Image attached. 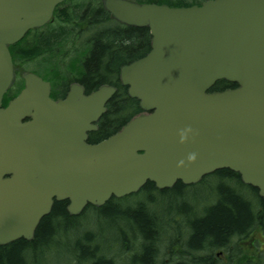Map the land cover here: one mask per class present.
<instances>
[{
	"label": "water",
	"instance_id": "water-1",
	"mask_svg": "<svg viewBox=\"0 0 264 264\" xmlns=\"http://www.w3.org/2000/svg\"><path fill=\"white\" fill-rule=\"evenodd\" d=\"M62 1L0 0V246L31 239L54 202L68 201L78 216L150 182L162 191L231 170L264 199V0L188 8L101 0L118 23L147 27L152 38L120 76L143 113L96 145L87 133L114 87L101 86L84 99L85 112H72L79 88L53 102L46 82L24 74L26 89L1 107L14 78L8 47L49 22ZM217 81L237 87L210 93Z\"/></svg>",
	"mask_w": 264,
	"mask_h": 264
},
{
	"label": "trees",
	"instance_id": "trees-1",
	"mask_svg": "<svg viewBox=\"0 0 264 264\" xmlns=\"http://www.w3.org/2000/svg\"><path fill=\"white\" fill-rule=\"evenodd\" d=\"M134 1L155 2L171 7H188L200 5V2L204 0ZM89 9L103 11L101 5L96 8L89 6ZM67 16L71 21L75 18L71 14ZM51 25L46 27L50 31L49 38L43 42L50 48L56 45L51 43L56 41ZM130 31L132 30L129 29L128 34L123 36L113 28L111 33H100V36L92 40L93 52L86 61L85 71L90 76H95L96 87L112 80L117 73V68L131 59L137 42H140L141 38L137 36L138 34L130 36L133 33ZM144 43L146 44V39ZM227 88L234 89L236 85L227 81H218L210 92L225 91ZM106 107L107 111L99 121L100 131L96 134L100 136V141L120 131L127 121L141 112L138 101L124 94L120 87ZM212 176H215L216 182L219 183L215 188H211L210 185H207V188L203 187L209 177L200 185L189 188L188 191L178 182L172 189L162 191H158L153 183H146L139 194L126 199H112L100 208L89 207L90 209H86L80 217L68 215L65 211L67 202H55L50 214L38 223L32 240L21 239L0 248V264H39L38 257L41 255L49 257L47 264H155L157 257L155 253L160 246L163 249V255L160 259L158 257L157 264H264L262 259L264 254L256 252L254 260H250L247 255H254L253 252L252 254L246 251L244 253L238 249L235 251L237 243L243 242L250 233L256 230L264 232V199L258 196L255 188L244 185L239 176L231 170H218ZM199 186L201 188L196 189ZM198 190L204 191L207 196L205 198L202 196L201 200H197L190 195L191 191L198 195L202 194ZM213 193L216 202L214 205L207 206L201 213L197 205L202 200H213ZM138 198L141 200L132 207L130 204ZM188 199L192 204H197V209L201 213L198 219L192 220L189 213L184 218L188 221L181 227L177 220L171 219L172 216L164 215V219L170 218L171 220L168 219L163 225L164 238L159 239V221L163 219L159 220L158 214L166 212L158 213L154 210L155 207L170 204L172 210L175 207L181 209L177 205L173 206L180 200L183 201L184 208H189L185 202ZM124 202L129 203L124 207ZM211 202L213 203L214 200ZM184 208L181 215L187 212ZM93 211L101 219H106L110 223L108 226H117L120 223L124 226L118 228L116 234L109 238L87 229L82 231V236L85 235L82 242L76 241L70 245L69 241L73 238L82 237L81 231L76 228L78 224H82L81 218ZM121 211L123 213L119 214ZM115 214L117 217H113ZM115 220L118 221L117 225ZM88 222L92 225L91 219ZM173 227H179V234L178 232L173 235L168 234ZM60 248L65 251H63L65 254L63 261L57 258ZM216 250L223 251V256H225L222 260L217 255L215 257L214 251ZM175 259H178L177 262Z\"/></svg>",
	"mask_w": 264,
	"mask_h": 264
},
{
	"label": "flooded vegetation",
	"instance_id": "flooded-vegetation-1",
	"mask_svg": "<svg viewBox=\"0 0 264 264\" xmlns=\"http://www.w3.org/2000/svg\"><path fill=\"white\" fill-rule=\"evenodd\" d=\"M68 14H71L75 18L78 16L77 20L75 19L72 21V26L70 28H68V24L66 22H59V20L68 18ZM97 15H101L104 19L106 18L104 24L113 22V26H115L119 35L121 34L125 36L128 34V30L131 29L132 31L130 32L133 33L130 36L138 34L137 36L141 38L140 42H137L136 49L133 51L131 59L122 63L117 68V73L112 80L107 81L108 83L106 84H102L115 87L117 90L118 87H120L124 94H127L126 86H124L120 81V70L123 66L132 63L140 58L141 55L144 56V54L149 52L151 48V36L149 34V30L147 28L142 29L133 26L128 27L116 23L110 15H106L103 11H99V14ZM56 17H58L56 18L57 20H54L51 25L52 33L54 31V28L52 29V27H60L62 24L67 27V30L63 35L58 34V38L55 39L56 45L52 46V48L42 47L43 42L49 38V31L44 28L45 26L40 27V29L30 30L24 39L16 45L9 47L14 79L8 87L6 93L2 96V108H6L11 101L17 98L19 94L26 89V83L23 76L24 74L32 73L46 82L48 86H50L48 98H50L53 102H65L70 98L71 91L75 88H79L81 92H77L76 95L73 96L74 100L68 106L69 111L72 112L78 109L81 110V108L85 112L86 108L84 99L89 98L92 93H95L96 90L100 88L101 85L96 87L95 76H90L89 73H86L85 65L87 59L93 52L92 40L100 36V33H111V28H108L107 26L104 27L100 33L96 34L94 32L96 31V28L94 29L90 26L88 2L84 5L73 4L71 6L62 7ZM73 22H75V26ZM68 29L69 34L66 36L65 34H67ZM66 39L68 40L66 41ZM145 39L146 44L144 43ZM146 45L148 48L145 47ZM80 105H82L81 108ZM32 119L33 118L31 117H25L20 120V122L26 124L32 122ZM92 125L96 126V130L87 133V139L85 142L89 145H96L101 143L99 139L100 136L96 135L100 131L99 119L92 123ZM214 174L216 173H213L212 175ZM211 176H207V178H210L206 182L204 181L207 178H203L198 183L201 184L204 182V188H207V185H210L211 188H215L219 183L216 182L215 176ZM182 186H185V190L188 191L189 188H194L198 185L192 187L186 185ZM66 207L67 205H65V211ZM10 244L0 246V248L9 246Z\"/></svg>",
	"mask_w": 264,
	"mask_h": 264
},
{
	"label": "rangeland",
	"instance_id": "rangeland-1",
	"mask_svg": "<svg viewBox=\"0 0 264 264\" xmlns=\"http://www.w3.org/2000/svg\"><path fill=\"white\" fill-rule=\"evenodd\" d=\"M95 1L96 0H75V1H73L74 3H67L66 6H71L73 4H82V5H84L87 2L90 3V4H92L94 8H96V7H98V6L101 5L100 0H97L96 2ZM189 1H191V0H189ZM60 10H58V12H57L56 15L59 14ZM54 17L55 18H58L56 16H54ZM75 19L77 20L78 19V16L76 18H74V20ZM62 21L66 22L68 24V28H70L72 26V21L69 18H64L62 20H59V22H62ZM73 23H74V26H75V22H73ZM68 34H69V29H68V32H67L66 36ZM55 42L56 41H52L51 43H55ZM42 45H43L42 47H47L48 46V44H45V43L42 44ZM200 188H201V186L197 187L196 189H200ZM203 190H205V189L203 188ZM192 191H193V189H192ZM192 191L190 192V195L193 198L197 199V200H201L202 199V196H203V198H205L207 196V194L204 191L202 192L201 190H198V191H201V193H202L200 195L195 194ZM214 198H215V194L213 193V200H214ZM138 199H135V202L133 204L131 203L130 205L134 207L135 203L137 201L139 202L141 200V198L139 200ZM213 200H210V201L209 200H202V202L197 205L198 208L200 209L201 213H203L202 211H204V209L207 206L212 205V202L211 201H213ZM132 201H134V200H132ZM182 202L183 201H180L179 200L176 204H174V205L172 204L173 206L177 205V207L181 208L179 211L178 210H172V207H171L170 204L168 206L165 204L164 206H159L158 208L155 207L154 210H156V212H158V213H160V212L162 213V211H164L166 213L168 212L167 214L166 213L158 214V219L159 220L163 219V220L159 221V228H158V231H159V239L162 240L164 238V231H163L164 228H163V225L165 224L166 221H168V219H170V218H165L164 219L163 218L164 215H166V217H169V216L171 217L172 216L171 219L172 220H177L181 227H183L185 225L184 223L188 221L187 219H184V218H186V215L188 214L187 212L184 213V214H182V215L180 214L182 212V209L184 208ZM185 202H186V205L187 206L192 205V202L189 199H188V201L186 200ZM124 203H125L124 204V207H125L126 205H128L129 202H124ZM121 210L124 211L125 209H121ZM148 211L150 212V209H148ZM122 213L123 212L121 211L119 214H122ZM90 214H91V217H90ZM117 214L113 215V217H117ZM90 219H91L92 225L88 222V221H90ZM81 222H82V224L81 225L78 224V226L76 227L77 229L79 228L78 229L79 231H81L80 232L81 236H82V233H83L82 231H85L87 229H90V231H92L93 233L98 232L101 235H103L105 238L106 237L109 238V236L116 234V231H117L118 228H121L122 226H124L122 223H120V224L117 225V222L118 221H116V223H115L117 226H108V225H110V223L106 219L103 220L100 217H98L94 211H93V213L91 212L87 216L82 217ZM178 228H176V227L174 228L173 227L172 230L168 232V234H170V233L172 235L175 234L176 232H178ZM178 234H179V232H178ZM83 239H85V235H83L82 237H79V238H73L71 241H69V243H70V245H72L76 241H81L82 242ZM158 248H159V250L155 253L156 254L155 256H157L156 259H155V261H156L155 264L158 263V257L160 259L161 258L160 256L163 255L162 254L163 249L161 248V246L158 247ZM237 249L243 251L244 253H245V251L248 252V253L251 252V254L253 252L254 255H247L248 256L247 258L250 259V260H254V256H255L256 252L259 253V254H261V255H263L264 254V232H260L259 230H256L255 232L250 233L249 235H247V237L245 238V240L243 242L237 243V246H236L235 251H237ZM63 251H64L63 248H60V250L58 251L59 252V255H58L57 258H59V260H62L65 257V254H64L65 251L64 252ZM238 252H240V251H238ZM214 254H215V257L217 255V257L220 260H222L224 258V256H225V255L223 256V254H224L223 251H220V250L214 251ZM262 259L264 261V256L262 257ZM176 260H178V259H175V261Z\"/></svg>",
	"mask_w": 264,
	"mask_h": 264
},
{
	"label": "bare ground",
	"instance_id": "bare-ground-1",
	"mask_svg": "<svg viewBox=\"0 0 264 264\" xmlns=\"http://www.w3.org/2000/svg\"><path fill=\"white\" fill-rule=\"evenodd\" d=\"M97 14H99V11L89 9L90 26L93 27L94 29L96 28V31H94L96 34L100 33L103 30V28L107 27V26H108V28H111V30L113 28L116 29L115 26H113L114 24L112 22L111 23L108 22V23L104 24V22L106 21L105 20L106 18L104 19L101 15H97ZM56 27H54V31H53L54 38H58V34L59 35H63L64 33H66L67 27L65 25L62 24V26L57 27V28ZM215 202H216V200L214 199V202L212 203V205H214ZM196 205L197 204L193 203L192 205L189 206V208L188 207H185L186 209L184 208L185 210H187L188 214L190 213V218L192 216V220H197L198 219L197 217L201 214L200 211L197 209ZM174 210H178L179 211L180 209L175 207ZM192 213H194L195 215H193ZM38 259H40L38 261L39 264H47L49 262V260H50L49 257H47L45 255L39 256ZM63 260L64 259H62L61 261H63Z\"/></svg>",
	"mask_w": 264,
	"mask_h": 264
},
{
	"label": "clouds",
	"instance_id": "clouds-1",
	"mask_svg": "<svg viewBox=\"0 0 264 264\" xmlns=\"http://www.w3.org/2000/svg\"><path fill=\"white\" fill-rule=\"evenodd\" d=\"M183 139H184V135L181 136V140H183ZM188 159H189V161L193 160V159H194V154L190 155V156L188 157ZM181 163H182V162H181Z\"/></svg>",
	"mask_w": 264,
	"mask_h": 264
}]
</instances>
